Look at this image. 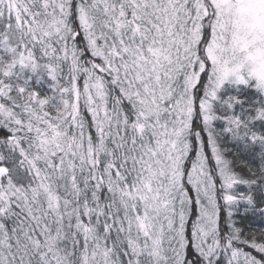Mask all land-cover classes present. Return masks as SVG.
I'll return each mask as SVG.
<instances>
[{
	"label": "snow or ice",
	"instance_id": "snow-or-ice-1",
	"mask_svg": "<svg viewBox=\"0 0 264 264\" xmlns=\"http://www.w3.org/2000/svg\"><path fill=\"white\" fill-rule=\"evenodd\" d=\"M0 264H264V0H0Z\"/></svg>",
	"mask_w": 264,
	"mask_h": 264
}]
</instances>
